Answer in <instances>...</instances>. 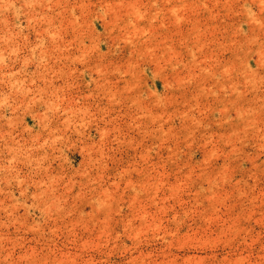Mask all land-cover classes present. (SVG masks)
<instances>
[{
	"label": "rangeland",
	"instance_id": "obj_1",
	"mask_svg": "<svg viewBox=\"0 0 264 264\" xmlns=\"http://www.w3.org/2000/svg\"><path fill=\"white\" fill-rule=\"evenodd\" d=\"M0 264H264V0H0Z\"/></svg>",
	"mask_w": 264,
	"mask_h": 264
},
{
	"label": "bare ground",
	"instance_id": "obj_2",
	"mask_svg": "<svg viewBox=\"0 0 264 264\" xmlns=\"http://www.w3.org/2000/svg\"><path fill=\"white\" fill-rule=\"evenodd\" d=\"M9 1V0H8ZM130 1V0H129ZM58 2V1H57ZM117 2V1H116ZM119 2V1H118ZM122 2H123V0H122ZM166 2H167V0H166ZM185 2V1H184ZM67 3V2H66ZM108 3V2H107ZM110 3V2H109ZM121 3V2H120ZM208 3V2H207ZM56 4V3H55ZM112 4V3H111ZM260 4V3H259ZM58 5V4H57ZM60 5V4H59ZM109 5V4H108ZM128 5V4H127ZM163 5V4H162ZM5 6V5H4ZM112 6V5H111ZM185 6V5H184ZM88 7V6H87ZM90 7V6H89ZM103 7V6H102ZM107 7V6H106ZM65 8H67V7H65ZM84 8V7H83ZM109 8V7H108ZM138 8V7H137ZM136 8V9H137ZM140 8V7H139ZM159 8V7H158ZM171 8V7H170ZM64 9V8H63ZM120 9V8H119ZM64 11V10H63ZM115 11V10H114ZM120 11V10H119ZM71 12V11H70ZM33 14V13H32ZM183 15V14H182ZM178 16V15H177ZM34 17V16H33ZM182 17H184V16H182ZM36 18V17H35ZM52 18V17H51ZM163 18V17H162ZM170 18V17H169ZM177 19V18H176ZM185 19V18H184ZM76 20V19H75ZM174 20V19H173ZM198 20V19H197ZM51 22V21H50ZM79 22V21H78ZM81 24V23H80ZM133 24V23H132ZM114 25V24H113ZM47 28V27H46ZM260 28V27H259ZM153 29V28H152ZM143 32H144V30H142ZM140 34V33H139ZM144 34V33H143ZM43 36V35H42ZM41 36V37H42ZM46 36V35H45ZM199 38V37H198ZM7 40V39H6ZM8 40H9V38H8ZM135 40V39H134ZM134 40L132 41V42H134ZM197 40V39H196ZM136 41V40H135ZM5 42V41H4ZM241 42V41H240ZM59 43V42H58ZM250 43V42H249ZM134 45V44H133ZM136 45V44H135ZM195 45V44H194ZM85 46V45H84ZM162 46H164V45H162ZM156 47V46H155ZM145 48V47H144ZM84 49V48H83ZM203 49V48H202ZM252 49V48H251ZM200 50V49H199ZM191 52H192V50H190ZM263 51V50H262ZM151 52V51H150ZM191 52H189V53H191ZM202 52V51H201ZM200 52V53H201ZM4 53V52H3ZM175 54V53H174ZM204 54V53H203ZM262 54V53H261ZM261 54H260V56H261ZM195 55V54H194ZM210 56V55H209ZM204 57V56H203ZM207 57V56H206ZM211 57V56H210ZM171 58V57H170ZM194 58V57H193ZM209 58V57H208ZM6 59V58H5ZM244 59V58H243ZM261 59V58H260ZM159 60V59H158ZM215 61H216V59H214ZM196 61H197V59H196ZM195 61V62H196ZM202 61H205L206 62V59L204 60H202ZM220 61V60H219ZM218 61V62H219ZM3 62V61H2ZM177 62H178V60H177ZM212 62V61H211ZM217 62V63H218ZM198 63V62H197ZM213 63V62H212ZM195 63H193V65H194ZM219 64V63H218ZM216 65V64H215ZM220 65V64H219ZM191 66V65H190ZM210 66V65H209ZM212 67L214 66V65H211ZM45 67V66H44ZM192 67V66H191ZM200 67V66H199ZM223 67H225V66H223ZM100 68V67H99ZM245 68H247V67H245ZM226 69V68H225ZM219 70V69H218ZM229 70V69H228ZM214 71V70H213ZM208 72V71H207ZM217 72V71H216ZM226 72V71H225ZM254 72H256V70L254 71ZM214 73H215V71L213 72V75H214ZM247 73V72H246ZM249 73V72H248ZM251 73V72H250ZM195 74V73H194ZM201 74V73H200ZM254 74V73H253ZM256 74V73H255ZM228 77V76H227ZM259 77V76H258ZM180 79V78H179ZM255 79V78H254ZM180 81V80H179ZM219 81V80H218ZM217 81V82H218ZM220 81H222V80H220ZM225 81V80H224ZM236 82V81H235ZM203 83V82H202ZM234 83V82H233ZM201 84V83H200ZM228 84V83H227ZM236 86V85H235ZM203 87V86H202ZM201 87V88H202ZM206 87V86H205ZM203 89V88H202ZM201 89V90H202ZM207 93V92H206ZM241 94H243V93H241ZM238 95V94H237ZM219 100H220V98H218ZM223 100V99H222ZM221 100V101H222ZM224 101H222V103H223ZM228 102V101H227ZM226 102V103H227ZM166 104H167V102H166ZM224 104V103H223ZM240 106V105H239ZM252 106V105H251ZM239 109V108H238ZM241 110V109H240ZM242 111H244V110H242ZM249 111V110H248ZM257 110H255V112H256ZM190 112V111H189ZM224 112V111H223ZM225 112H226V110H225ZM243 113V112H242ZM245 114V113H244ZM186 115V114H185ZM229 115V114H228ZM239 115V114H238ZM254 115V114H253ZM189 116V115H188ZM191 117V116H190ZM194 118H196V117H194ZM191 120V119H190ZM202 120V119H201ZM249 120V119H248ZM250 120H251V118H250ZM257 120V119H256ZM200 121V120H199ZM196 122H198V121H196ZM198 123H200V122H198ZM158 124H160L159 122H158ZM253 124V123H252ZM258 124V123H257ZM158 126V125H157ZM163 127V126H162ZM260 129V128H259ZM258 129V130H259ZM164 130H165V128H164ZM13 147H15V146H13ZM18 148V147H17ZM10 149V148H9ZM13 149V148H12ZM243 149V148H242ZM17 154V153H16ZM30 154V153H29ZM12 157V156H11Z\"/></svg>",
	"mask_w": 264,
	"mask_h": 264
}]
</instances>
